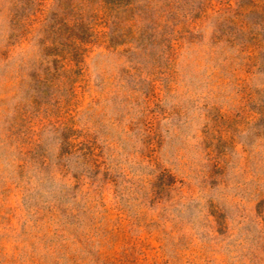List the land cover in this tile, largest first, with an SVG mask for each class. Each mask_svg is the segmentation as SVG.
Here are the masks:
<instances>
[{
	"label": "rangeland",
	"instance_id": "rangeland-1",
	"mask_svg": "<svg viewBox=\"0 0 264 264\" xmlns=\"http://www.w3.org/2000/svg\"><path fill=\"white\" fill-rule=\"evenodd\" d=\"M0 264H264V0H0Z\"/></svg>",
	"mask_w": 264,
	"mask_h": 264
}]
</instances>
